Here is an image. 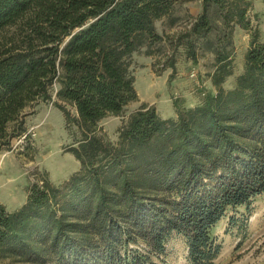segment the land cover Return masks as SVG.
<instances>
[{"label": "trees", "instance_id": "16d2710c", "mask_svg": "<svg viewBox=\"0 0 264 264\" xmlns=\"http://www.w3.org/2000/svg\"><path fill=\"white\" fill-rule=\"evenodd\" d=\"M183 2L0 0V151L26 135L36 106L52 103L76 133L68 152L80 165L58 185L30 184L15 211L0 203V262L154 264L176 233L190 264H214L220 222L264 194V41L251 0H200L174 39L193 62L213 56L214 89L201 102L176 118L142 104L115 143L101 132L138 100L133 54H154L156 22L176 25ZM237 28L250 39L234 75Z\"/></svg>", "mask_w": 264, "mask_h": 264}, {"label": "rangeland", "instance_id": "374dc122", "mask_svg": "<svg viewBox=\"0 0 264 264\" xmlns=\"http://www.w3.org/2000/svg\"><path fill=\"white\" fill-rule=\"evenodd\" d=\"M177 10L181 20L170 27L168 20L156 22L163 36L153 45L152 56L142 48L132 57V70L138 100L129 104L123 116H109L99 124L107 141L115 143L118 129L128 115L142 104L155 107L162 118H176L177 108L194 106L214 88L211 83L213 56L206 51L196 62L185 56L184 49L174 50V39L189 26L201 10L200 0H183ZM249 13L252 28H258L264 41V0H251ZM250 33L239 28L234 35L233 72L238 74L244 63ZM175 57V67L165 65ZM196 77H190L191 70ZM234 77L224 86L230 88ZM68 109L74 113L73 109ZM32 111V110H31ZM27 133L14 140L10 150L0 151V203L10 212L22 206L27 197V187L41 177L53 184L64 182L80 165L68 152L76 138L74 129H68L62 112L52 103H41L26 117ZM214 235L220 251L214 264H264V194L257 196L248 211L243 208L229 211L216 228ZM143 245L134 248L142 249ZM154 264H190L185 239L172 233L159 255H150ZM0 264H9L0 262Z\"/></svg>", "mask_w": 264, "mask_h": 264}, {"label": "built area", "instance_id": "2783aa9c", "mask_svg": "<svg viewBox=\"0 0 264 264\" xmlns=\"http://www.w3.org/2000/svg\"><path fill=\"white\" fill-rule=\"evenodd\" d=\"M196 75H197V73H196V71L193 69V70H191V72H190V77H196Z\"/></svg>", "mask_w": 264, "mask_h": 264}]
</instances>
